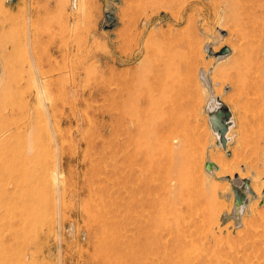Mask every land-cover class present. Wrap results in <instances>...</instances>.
<instances>
[{"label":"rangeland","instance_id":"obj_1","mask_svg":"<svg viewBox=\"0 0 264 264\" xmlns=\"http://www.w3.org/2000/svg\"><path fill=\"white\" fill-rule=\"evenodd\" d=\"M240 8H227L220 0H0V135L9 130L0 137V215L7 224L11 149L33 143L26 181L33 213L39 214L32 223V237L41 249L35 264H90L96 235L90 233L84 202L72 199L68 204L79 213L65 220L62 242L57 238L51 176L55 146L28 38L52 98L50 110L65 137L66 177L82 176L89 167L77 165L81 152L75 153L82 131L90 126L87 111L107 134L101 123L111 103L94 92L97 84L114 88L121 79L125 93L152 87L151 103L139 98L147 113L140 119L153 130L156 159L172 175L188 217L185 232L169 244V264H264V58L253 60L249 43L257 37ZM107 12L115 17L111 27ZM207 45L215 52L228 46L230 52L216 58ZM167 53L168 71L163 63ZM202 73H208L213 90L233 112L225 148L216 144L210 126L209 87ZM132 104L127 101L126 109ZM95 135L102 141L101 134ZM215 150L224 154L225 173L206 168ZM235 174L253 180L259 193L250 194L243 210L235 206ZM123 247L121 254L127 252ZM0 248L9 249L7 239ZM0 264H9L7 253Z\"/></svg>","mask_w":264,"mask_h":264},{"label":"bare ground","instance_id":"obj_2","mask_svg":"<svg viewBox=\"0 0 264 264\" xmlns=\"http://www.w3.org/2000/svg\"><path fill=\"white\" fill-rule=\"evenodd\" d=\"M220 1L223 6L234 10H237L239 6L242 7L240 9L243 12H241L246 14L244 17H247L248 19H246L250 20L249 22H252V30L255 31L254 35L257 37L251 39L253 42H248L251 48L249 45L248 47L251 51H254L253 54L256 56L253 60L260 57L264 58V0ZM28 40L36 74V87L41 103L47 113L49 128L53 136V147L55 146V159L52 160L54 168L51 176L56 190L57 227H55L57 228L59 242H62V228L65 226V220L72 217L73 214L78 215L79 213L74 206H69L68 200L80 199L84 202L83 211L88 217L90 233L96 235V240L93 243L94 251L88 258L90 264H169L172 254L168 252L169 244L185 232L188 217L187 211L178 203V199L182 198V195L176 192V186L170 182L172 175L162 171L156 159L152 143L153 130L151 127L145 128V122L143 123L140 119V116L146 111H143L142 105L139 106V104H142L139 98L143 100L146 98V103H151L153 93L149 94L153 92V88L147 87L143 93H125L126 87L122 84L123 80L121 79V81L116 80L114 82V88L97 84L94 92L102 93L111 103L106 112L108 117L101 123L107 134L100 132L98 123L95 124V120L91 118L90 112L87 111L85 114L86 121L90 126L82 131L78 141L79 150L75 153L81 152V156L78 155L76 158V164H86L89 167L86 170L84 169L85 172L82 176L77 175L74 178L73 175H70L66 177L62 169L65 137L63 138V133L61 134V129L50 110L52 98L47 85L44 83V78L42 79L38 62L34 56L31 39L28 38ZM209 48H211L210 45H207V49ZM249 50L248 52L251 53ZM223 55L225 54H214L213 56L219 58ZM169 61L170 57L167 53L163 62L167 71L169 70ZM207 74L202 73L201 75L205 80L206 87L210 89H208L210 97L207 103L209 121L216 109H229L231 116L227 118L229 129L226 133V138L229 139V133L234 123L233 112L230 106L213 90ZM127 101L130 104L133 103L130 107L128 106L129 110L126 109ZM128 116L131 118H128ZM91 125L93 126L91 127ZM210 126L216 134V144L221 146L217 128L211 122ZM7 130L2 131L1 134L5 136ZM96 133H98V136L101 134L102 141L96 139ZM83 143L84 147L82 146ZM32 144H25L22 147L20 145L14 146L11 149V165L8 176L13 188L9 197L10 206L7 224L3 223L4 216L0 215V244L6 239L9 242V249L6 252L0 248V261L3 257L5 258L7 253L9 264H35L41 252L38 241L35 243L32 237V223L37 221L39 214L36 211H34L36 213H33L26 181L29 171L27 152L34 147ZM210 157L212 162L217 164L218 167L220 166V172L225 173L227 169L225 165L227 164H224V161H226L224 154L215 150L210 152ZM41 164L47 163L42 159ZM207 170L211 171L212 169ZM174 173L176 174V172ZM1 177L2 173L0 172V179ZM236 178L238 183L233 185V190L234 187H237L246 193V199L239 206H236L237 209L243 210L246 202L253 198L250 194L258 196L259 193L250 178H246L244 175ZM245 179L248 181L247 186L244 184ZM262 188H264V184ZM161 190H163V193ZM1 196H4V194L0 192ZM36 207L39 208L40 205ZM5 230L7 235L4 232ZM90 233L88 232V235H91ZM165 233L169 234L170 237L164 240L163 234ZM33 243H35L34 249L32 248ZM122 246L127 249V252L123 251L128 255L120 253ZM160 247L164 248L163 254L158 252ZM59 249L62 256V248Z\"/></svg>","mask_w":264,"mask_h":264},{"label":"water","instance_id":"obj_3","mask_svg":"<svg viewBox=\"0 0 264 264\" xmlns=\"http://www.w3.org/2000/svg\"><path fill=\"white\" fill-rule=\"evenodd\" d=\"M107 18L109 20V24L107 27H111L114 24L115 17L112 13H106ZM230 52V48L228 46H223L218 52H214L211 48L208 49L209 55H219L226 54ZM231 116V112L227 108H218L214 111L213 115L210 117V122L213 124L215 128H217L218 133L220 135V144L225 148L227 144L226 133L229 129V122L227 118ZM207 169H218V165L212 162L211 160L206 161L205 163ZM235 177H238V174H235ZM226 178L230 179V176H226ZM247 179L244 180L245 186H247ZM235 192V206H239L243 200L246 199L245 191L234 187ZM236 209V208H235Z\"/></svg>","mask_w":264,"mask_h":264}]
</instances>
